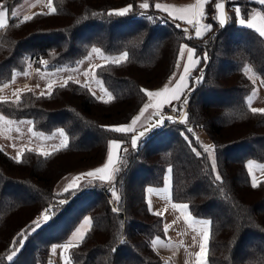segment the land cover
<instances>
[{
	"label": "trees",
	"instance_id": "1",
	"mask_svg": "<svg viewBox=\"0 0 264 264\" xmlns=\"http://www.w3.org/2000/svg\"><path fill=\"white\" fill-rule=\"evenodd\" d=\"M19 1L0 0V7ZM142 2L52 0L57 9L54 14L35 15L22 24L10 19L0 29V87L28 62L40 69L74 65L92 45L106 53H129L124 63L103 61L96 65L104 67L93 68L114 97L108 103L93 97L92 89L73 78L66 79V87L59 86L65 80L53 84L51 95L26 87L17 93L19 103L0 102V114L5 117L29 118L34 129L45 132L61 126L69 138L66 148L46 157L41 153L53 152V148L44 151L24 146L21 162L0 144V264H44L50 244L66 241L85 214L93 218V226L79 247L70 250L72 264H162L151 244L154 235H164L162 216L149 210L145 189L162 184L166 173L171 198L188 203L192 215L212 221L209 264H264V184L253 188L246 166L247 158L264 159V113H253L254 106L247 99L254 86L251 74L264 86V37L239 25L234 12L239 6L247 18L246 13L255 7L264 11V5L259 0H225L230 19L221 28L212 19L217 2L212 0L203 20L212 24V30L190 40L192 26L172 21L151 6L153 0H148L149 9H140ZM128 4L133 5L131 13L107 15ZM41 12H49L47 4L26 15ZM185 28L187 35L182 31ZM183 42L201 58L190 71L193 84L186 96L188 103L182 106L176 101L178 113L183 109L181 116L164 112V123L147 132L134 149L132 133H116L106 126L129 123L136 116L148 99L141 89L156 91L163 85ZM245 65L253 71L245 74ZM4 98L15 101L16 96ZM185 113L187 122L182 123ZM189 128L194 129L193 135ZM202 132L215 146V168L211 157L203 153ZM110 138L120 139L121 147L128 149L119 153L122 162L116 164L120 171L114 185L120 201L113 195L111 199L110 185L100 181H81L78 190L57 195L63 189L57 184L67 175L104 159ZM193 148L202 155L197 156ZM217 172L220 181L215 179ZM258 181H264V176ZM58 200L66 203L57 205ZM50 205L53 218L28 235L18 255L8 261L13 239ZM114 207L120 211L113 212ZM113 247L117 249L114 254Z\"/></svg>",
	"mask_w": 264,
	"mask_h": 264
},
{
	"label": "snow or ice",
	"instance_id": "2",
	"mask_svg": "<svg viewBox=\"0 0 264 264\" xmlns=\"http://www.w3.org/2000/svg\"><path fill=\"white\" fill-rule=\"evenodd\" d=\"M231 2V0H229ZM212 3V0H195V3L188 4L185 6H175L170 4H163L159 2H155L153 0V4L151 5L156 10L163 11L167 14L168 18L172 21H185L188 25L192 26L194 31V36H189L188 39H200L202 38L207 32L212 30V24L211 23H202V21L206 18V5H210ZM259 3L261 5H264V0H259ZM47 6L49 8L48 13H35L33 15H24L22 18H20V14L16 11H12L11 16L20 18V24L25 23L27 21H30L34 18L35 15H48V14H54L57 9L52 6V0H47ZM140 9L147 10L150 7V4L148 0H143L142 3L138 5ZM214 10L216 11V15L212 17L214 21L218 23V25L223 28L228 20L230 19L226 12H225V3L223 0H217L214 4ZM133 11V5L128 4L127 6L119 9H114L107 13V15H115V16H125ZM235 15L237 17V22L239 25L247 27L249 29H253L256 32L259 33L261 37H264V12L261 11H253L250 14L246 13V15H249L248 19H245L244 16L241 15V8L239 6L235 7L234 9ZM7 8H3L0 10V29H5L8 24L9 20L6 16ZM142 15L144 13H141ZM149 20L153 19L151 16L147 17ZM20 24H16V27H19ZM177 28H180L179 23H175L174 25ZM182 31L187 35L188 29H182ZM196 49L189 47L188 44H182L178 51V58L176 67L177 69L180 68V61L186 60V62L183 65V70L177 77V73L173 72V74L169 77L168 83H166L163 88L157 91H149L148 89H141L142 92L146 94L148 98H150V101H156L155 103L149 102L145 103L143 107L140 109L139 114L136 115L131 119V122L128 124H122L119 126H106L109 128L110 131L116 132V133H136L131 136V144L133 148L138 147V142L142 140V138L146 135L147 132L159 127L164 123L165 117L160 116L159 119L155 120L154 123L151 122V117L158 115V112L154 111L150 114L148 118L145 120V124H149L148 127H144V124H140L141 127H144L143 131L137 132V125L141 121V117L144 116V113L149 109H160L162 105L168 104L170 107L174 108V105L172 104L173 101H180L181 97L184 96V99L182 101V106H186L188 103L186 92L185 90H191L189 88V76H190V69L195 67L200 63L201 58L195 57ZM186 54V55H185ZM93 55H98L102 59H104L107 63L111 64H121L128 60L129 53L127 51H122L118 56L116 57H110L108 55H105L101 48L93 46L91 48L90 53L88 54L85 59H90ZM204 60H207L206 53L203 56ZM42 64L47 65L48 61L42 60ZM30 67V65H29ZM104 67V65H94L90 66L89 69L85 70L83 72L84 76H89L90 74L94 75L93 68H101ZM59 71V70H58ZM242 71L245 74H248L253 71V69L245 65L242 69ZM24 75H28L27 72L23 73ZM251 79V77H249ZM69 80H72V77L70 76L68 78ZM199 78L197 79L198 82ZM77 84H80L79 80L74 81ZM98 87L101 88V90L108 96V100L104 99V96H96V93L93 91L91 92V95L95 97L98 100H101L105 103L110 102L114 97L106 88H103V82L99 79L95 80ZM253 85H255V80H252ZM264 83V81H262ZM68 84V80H65L63 84L59 85L60 87H66ZM172 85L170 88L169 85ZM7 87V85H5ZM83 87L91 89V85L88 81H85L83 84ZM53 90V83L50 82L47 84V90L46 92H42L41 95H51ZM16 96L15 101H8L4 97H0V102L3 103H19L20 101V95L14 93ZM256 96V90L253 88L252 94L248 96V102L251 104L253 98ZM251 111L253 113H264V108H251ZM168 119H171L169 117ZM0 120H4V117L0 115ZM181 122H187V113L184 114V117L182 118ZM8 124L14 123L13 121H6ZM22 123H28L31 124V121H26ZM19 131V129H17ZM188 131H191V129H188ZM29 132L32 134V136H40L42 138L48 139L51 137H44L43 133H37L34 132L31 128H29ZM59 135L62 139L60 140L59 145L53 146V152H42L41 154L46 156H49L53 154L55 151H59L63 148H66L69 143L68 135L66 134L65 130L60 128L56 130V133L54 135ZM123 141L113 139L109 141V149L107 153V159L106 162L101 166L97 167L95 169H92L85 173H80L76 176L69 178H66L67 183L63 187L62 191L57 193V195H63L64 193H71L76 190H78L81 187V181H83L85 184H92L96 181L100 182H106L110 185V190L112 192V195L114 197V200L118 203L121 199V197L117 194L114 181H115V175L119 173L120 168L115 167L117 163L122 162L121 157L119 155L120 152L127 153V148H122ZM28 151H32V149H27ZM25 151L24 148L20 149V153L17 157H14L13 159H16L17 162H21L20 157L22 156L23 152ZM193 151L197 156L202 155L201 151L196 150L193 148ZM203 153H207L209 156L212 157V166L215 168V146L214 145H204L203 146ZM253 164L254 161L249 160L247 161V168L248 171L251 173V186L253 188L261 186V184H264V181H258L256 178V174L253 172ZM257 167L260 168L261 172L264 173V164L257 165ZM172 169L169 168L168 172L171 173ZM88 178V179H85ZM215 179L217 181L222 180V177L219 175V173H216ZM147 193H153L157 192L159 190L153 189L152 187H148L146 189ZM164 193H169V187L166 186L163 190ZM166 198L170 199V196H167ZM66 203L65 200H58L56 201L57 205H63ZM149 210H152V201L151 199L147 200ZM172 208L174 210H177L180 213V217L184 219V221L188 224V226L195 232L197 229V226H199V236L202 237V239L198 242L197 236L193 235L192 241L193 244H197L199 246V251H197L194 255L196 257L195 264H209L208 260V245L210 240V225L212 223L209 219H200L197 217H193L191 212L189 211L190 205L188 203H173ZM167 209H165L166 211ZM113 212L120 211L119 207H114L112 209ZM157 216H163L162 211H156L154 213ZM55 215V212L53 211V207L50 205L48 208H45L41 215L34 219L31 224L26 228L22 229L20 233L17 234V237L13 239L12 245H11V251L10 254L7 255L6 259L8 261H12L14 257L18 255V253L23 248L28 235H31L35 233L38 229H40L42 226L46 225L49 220L53 218ZM178 217V219L180 218ZM175 223V221H173ZM93 226V218L89 216H85L82 219V222L79 224L78 227L75 228L74 231L71 233V237L63 244L60 245H53L51 248V251L53 253L56 252L57 248L61 250V257H62V264H72L71 256L69 255L70 250L73 248L79 247L80 243L83 242V240L86 237L87 232L92 228ZM170 225L164 224V232L167 233ZM120 243L123 244L124 240L120 239ZM160 237H156L151 241V244L153 247H156L158 244H161ZM181 245H183V241L180 242ZM165 247H173L172 244H164ZM116 248L113 247L111 249V252L114 254L116 252Z\"/></svg>",
	"mask_w": 264,
	"mask_h": 264
},
{
	"label": "rangeland",
	"instance_id": "3",
	"mask_svg": "<svg viewBox=\"0 0 264 264\" xmlns=\"http://www.w3.org/2000/svg\"><path fill=\"white\" fill-rule=\"evenodd\" d=\"M256 9H260V8L255 7L252 10L254 11ZM93 46L97 47L96 45H92L88 53L85 56L81 57L80 60L74 65H63L51 69H40L31 65V62H28L24 70L22 71L17 70L13 73L11 77L12 80L9 83L5 84L7 85V87H5V85L0 87V97L13 98L15 97L14 93L17 94L19 90L26 87H31L36 91H46L48 83L52 82L53 84H55V83L63 82L64 80L68 79L71 76L73 79L79 80L81 82L88 81L91 85V89L96 93L97 96H104V98H107L108 96L101 90L100 87L97 86L95 80L99 78L95 76V74L94 75L90 74L87 77L83 75V72L89 69L90 66H94L100 62L105 61L98 55H93L90 59H85V57H87L88 54L90 53L91 48ZM104 54L110 57H116L119 55L118 53H106V52H104ZM24 72H27L28 75H24L23 74ZM251 76H253L256 82L255 85L253 86V88H255L256 90V96L253 98L251 104L256 108H264V86L258 82V79L255 75L251 74ZM197 77L198 76L194 78ZM192 84L189 82L190 89L192 87ZM103 88H105L104 85ZM253 88L249 95L252 94ZM185 92L187 96L189 90L186 89ZM183 99L184 96L181 97V100L179 102H182ZM175 102L176 101H174L173 103L174 105L176 104ZM165 106H169V105H164L163 107H161L162 110L165 108ZM2 116L4 117V120H0V144L5 150L11 152L14 155H18L20 149L23 148L24 146H29L44 151L50 150L53 148L54 145H59L60 140L62 139L58 134L54 135L57 129L62 128L61 126H57L53 130L49 132H45L42 130L34 129L31 126V124L22 123V122L30 121L29 118L22 117V118L13 119V118H7L4 115ZM160 116L161 115H159V113L158 115L153 116L154 121H152V123H154L155 120L159 119ZM8 120L13 121L14 123L12 124L6 123V121ZM144 127H148V125L146 124L144 125ZM144 127H139L137 129V132L143 131ZM29 128H31L34 132L43 133L44 137H51V138L45 139L40 136H32V134L29 132ZM17 129H19V131H17ZM134 134L136 133H133V135ZM200 138L204 145H211V141L209 137L203 132L200 133ZM106 159H107V151L104 159L99 164L92 166V168L102 166L106 162ZM86 170H88V168H84V167L78 168L76 169V171L67 175L66 178L70 179L71 177L76 176L80 173H85ZM66 178L60 181L59 184H57V188H62L65 186V184L67 183ZM109 197L113 199L112 193L109 194ZM70 237H68L67 240ZM66 241H62V242H66Z\"/></svg>",
	"mask_w": 264,
	"mask_h": 264
},
{
	"label": "crops",
	"instance_id": "4",
	"mask_svg": "<svg viewBox=\"0 0 264 264\" xmlns=\"http://www.w3.org/2000/svg\"><path fill=\"white\" fill-rule=\"evenodd\" d=\"M155 2H159V3H163V4H170V5H175V6L180 7V6H185L188 4H193V3H195V0H155ZM223 2L225 3V0H223ZM42 4H47V0H21L19 2H16L14 5H12L10 7H6L7 8L6 16L9 20L11 17L12 11H16L21 15H26L31 9H33L34 7H36L38 5L40 6ZM3 8H5V7H0V10H2ZM254 11L264 12L261 9H256ZM225 12H226V3H225ZM248 18H249V16L245 19H248ZM202 23H203V21H202ZM184 25H188V24L185 22ZM182 44H188V43L183 42V43H181V45ZM189 47H192V46L189 45ZM195 57H198V55L195 54L194 58ZM185 62H186V60L180 61V68L179 69H177L176 64H175V67H174L173 71L171 72V74L165 80L163 85H161V87L157 90H160L161 88H163V86L166 83H168L169 77L173 74V72H176L177 77H178L179 74L183 70V65ZM176 63H177V60H176ZM191 69H190V71H191ZM169 87L171 88L172 85L170 84ZM149 102L155 103L156 101H150V98H148L146 103H149ZM173 103H174V101L172 102V104ZM164 105H168V104H164ZM164 105H162V107ZM154 111L158 112L159 115L164 116V111L162 110V108H160L158 110L153 109V108H149L144 113V116L141 117V121L138 123L137 129L139 127H141L140 124L146 125L144 123L146 118H148L150 116V114L153 113ZM138 114H139V112L136 115H138ZM152 121H154L153 116L151 117V122ZM122 124H128V123H121V124H118L117 126L122 125ZM132 135H133V133H132ZM113 139L120 140L117 138H110L109 141H111ZM109 141H108V147H107L108 149H109ZM107 153H108V150H107ZM249 160L254 161L253 172L256 174V178L258 180L260 177L264 176V173L261 172L260 168L257 167V165L264 164V159L259 160V159H255V158L250 157V158H247L246 164H247V161H249ZM98 167H101V166H98ZM95 168H97V167L88 168V170H86L85 172H88V171L95 169ZM249 174H250V178H251V173L249 172ZM166 186L169 187V193H167V194L162 191ZM148 187H152L153 189H156L159 191H158V193L157 192L147 193L146 189ZM146 189H145L146 200L151 199L152 210L155 212L156 211H162L163 212V216H162L163 225L164 224L170 225L167 233L164 232V235H154L152 238V240H153L156 237H160V240L162 242L161 244H158L156 247H154L163 259L162 264H195L196 257L194 254L197 251H199V246H198V243L195 245L193 244L192 237H193V235H196L198 242L202 239V237H200L198 234L199 233V226H197V229L194 232L188 226V224L184 221V219L182 217H180V213L177 210H174L172 208L173 203H186V202L180 201V200H174L172 198H170V199L166 198L167 196L171 197L169 174L166 173V175L164 177V181L162 184H160V185H148L146 187ZM165 209H167V210L165 211ZM85 216H89V215L85 214L83 217H85ZM192 216L200 218V219H208L207 217H199V216H194V215H192ZM83 217L72 228V230L69 232L67 238L70 237L72 231H74L75 228L77 226H79V224L82 222ZM178 217H180V218L178 219ZM173 221H175V223H173ZM181 241H183V245L180 244ZM63 243H65V242H52L50 244V248H49V251L47 254V260L44 264H62L61 250L59 248H57L56 252L53 253L51 251V248L53 245H60ZM164 244H172L174 246L173 247H165V246H163Z\"/></svg>",
	"mask_w": 264,
	"mask_h": 264
},
{
	"label": "built area",
	"instance_id": "5",
	"mask_svg": "<svg viewBox=\"0 0 264 264\" xmlns=\"http://www.w3.org/2000/svg\"><path fill=\"white\" fill-rule=\"evenodd\" d=\"M20 18H22V15L20 14ZM20 18H17V17H10V19H12L13 21H19L20 20ZM9 19V20H10ZM179 22H184V21H179ZM174 105V104H173ZM174 108H175V110L173 109V107H170V106H165V108L163 109V111L164 112H169V113H172V114H176V117L177 118H179L180 116H181V114H182V112H183V109L178 113V111H177V108H176V104L174 105ZM178 113V114H177ZM189 129H191V131H189V133L190 134H194V129H192V128H189Z\"/></svg>",
	"mask_w": 264,
	"mask_h": 264
}]
</instances>
